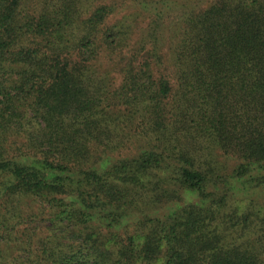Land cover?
Instances as JSON below:
<instances>
[{
	"label": "trees",
	"instance_id": "16d2710c",
	"mask_svg": "<svg viewBox=\"0 0 264 264\" xmlns=\"http://www.w3.org/2000/svg\"><path fill=\"white\" fill-rule=\"evenodd\" d=\"M0 264H264V0H0Z\"/></svg>",
	"mask_w": 264,
	"mask_h": 264
}]
</instances>
